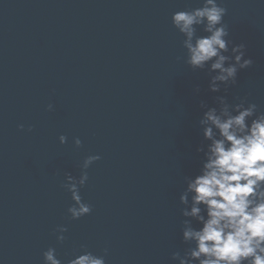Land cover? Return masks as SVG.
Listing matches in <instances>:
<instances>
[{
    "label": "water",
    "instance_id": "obj_1",
    "mask_svg": "<svg viewBox=\"0 0 264 264\" xmlns=\"http://www.w3.org/2000/svg\"><path fill=\"white\" fill-rule=\"evenodd\" d=\"M219 2L253 60L226 93L184 63L171 24L203 0H0V264H43L48 248L68 264L82 247L108 249L106 264H173L187 248L179 196L201 167V102L264 111V0ZM93 155L80 189L92 211L72 220L65 173Z\"/></svg>",
    "mask_w": 264,
    "mask_h": 264
},
{
    "label": "clouds",
    "instance_id": "obj_2",
    "mask_svg": "<svg viewBox=\"0 0 264 264\" xmlns=\"http://www.w3.org/2000/svg\"><path fill=\"white\" fill-rule=\"evenodd\" d=\"M226 15L219 0H203L199 7L171 15L172 27L183 37L184 63L193 71L207 72L212 93L222 87L226 93L236 85L238 72L253 65L246 46L228 39ZM215 101L217 106L210 108L201 102V109H206L199 120L201 167L194 176H185L179 196L181 237L187 248L172 253L170 259L173 264H264V111L247 97L229 103L226 96H217ZM47 110L52 111L53 105ZM19 130L24 131L23 124ZM66 142L61 135L59 143ZM81 144L74 138L76 148ZM99 159L98 155L85 158L78 178L65 173L62 187L71 195L73 204L67 211L72 220L91 214L80 189L88 181L87 170ZM66 232L64 226L55 229L58 243L64 242ZM107 255L108 249L96 255L82 247L68 264H106ZM43 264L63 262L55 248H48Z\"/></svg>",
    "mask_w": 264,
    "mask_h": 264
}]
</instances>
